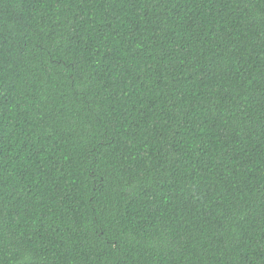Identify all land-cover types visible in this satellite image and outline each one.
<instances>
[{"label": "trees", "instance_id": "16d2710c", "mask_svg": "<svg viewBox=\"0 0 264 264\" xmlns=\"http://www.w3.org/2000/svg\"><path fill=\"white\" fill-rule=\"evenodd\" d=\"M0 264H264V0H0Z\"/></svg>", "mask_w": 264, "mask_h": 264}]
</instances>
